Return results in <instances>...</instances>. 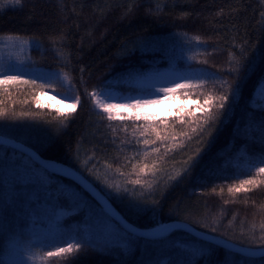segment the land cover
I'll return each instance as SVG.
<instances>
[{"label":"trees","instance_id":"16d2710c","mask_svg":"<svg viewBox=\"0 0 264 264\" xmlns=\"http://www.w3.org/2000/svg\"><path fill=\"white\" fill-rule=\"evenodd\" d=\"M3 40L21 49L0 65L9 70L0 75L1 135L74 168L137 227L182 220L244 247H264V172L234 164L243 152L264 157V107L251 102L264 80V0H0ZM28 69L56 77L20 73ZM178 69L209 75L180 92L200 102L208 95L229 101L211 109L207 125L202 112L187 115L192 110L182 114L183 124L166 118L175 123V140L146 148L140 131L160 119H109L94 106L91 93L121 78L129 82L116 85L137 90L139 77ZM47 88L79 96L77 108L61 113L38 105ZM152 147L159 153L146 158ZM145 163H155L154 171L133 185ZM23 172L34 177L18 178ZM249 179L255 183L248 190L229 192ZM54 225L76 238L71 253L39 251L36 231ZM103 225L112 228L111 241L87 236V228ZM0 264H264V255L235 252L182 228L129 232L74 178L0 142Z\"/></svg>","mask_w":264,"mask_h":264},{"label":"rangeland","instance_id":"374dc122","mask_svg":"<svg viewBox=\"0 0 264 264\" xmlns=\"http://www.w3.org/2000/svg\"><path fill=\"white\" fill-rule=\"evenodd\" d=\"M20 46L21 45L17 42H11L9 40L0 41V65H6L7 62H10V59L15 60L13 53L21 49ZM8 71L0 69V75H5V72ZM20 73L24 76L42 79L48 82L56 77L55 73L50 71L28 69L21 70ZM208 76L207 72L195 69L153 72L139 77L137 80V90L123 89L116 85L119 82H129L128 78H121L111 86L94 91L102 93V98L105 99L106 103H115L117 105H130L135 100L158 101L157 103L142 105L138 108H115L112 110V119L133 121L146 120L145 117L148 118L147 120L166 119L168 117L177 116V113L182 115L190 110H192L193 113L202 112L201 110H197L198 105H203L205 108L207 105H204V102L192 98L187 91L180 92L182 88H176L175 91L168 93L162 90L173 88L175 85L181 84L185 80L196 82L208 78ZM57 93L61 95H57ZM65 96L76 97L74 94L62 93L53 88H47L39 93L37 104L61 113H71L77 108L79 102L77 103L74 99H65ZM109 97L114 99H110ZM92 98L95 108L108 117L106 112L96 106L93 96ZM194 102H198V104ZM251 102L255 107H264V80L257 85ZM74 103L76 104L75 109L72 107ZM239 156V154L235 155L236 160L234 162L239 168L248 171H258V169L264 168V163H259V158H252V156L246 152L241 153L242 159H238ZM31 177H34V174L31 172H23L18 176L20 179H29ZM36 233L35 241H37L39 251L45 256H48L50 252L55 253L58 248H66L68 244L74 246L76 242V238L68 234V230L62 225L41 227ZM86 234L89 238L99 242H109L113 239L112 228L104 225L87 228Z\"/></svg>","mask_w":264,"mask_h":264},{"label":"snow or ice","instance_id":"6c2138e0","mask_svg":"<svg viewBox=\"0 0 264 264\" xmlns=\"http://www.w3.org/2000/svg\"><path fill=\"white\" fill-rule=\"evenodd\" d=\"M5 3L9 2V0H4ZM14 3L19 4L20 0H14ZM195 39L199 40V37H196ZM5 80H16L19 81L21 83H30L32 85H36L37 84V80H24L22 77H5ZM203 84V81H190V80H185L183 83L181 84H177L175 85V87L173 88H169V89H163L162 91H164L165 93L168 92H173L176 90V88H186V87H200ZM51 87V86H50ZM57 95H61L60 93H57ZM92 96L95 99V104L97 107H99L100 109H102L104 112H106L108 114L109 119L113 118V109L115 108H119V107H131V108H138L141 107L142 105H146V104H151V103H157L158 101H140V100H135L133 101L130 105H117L115 103H106L105 99L102 98L103 94L102 93H98V92H93ZM110 99H114L112 97H109ZM65 99H74L77 103L80 100L79 96L76 97H69V96H65ZM216 101H219L218 103ZM229 101V96L228 95H220L218 97H213L211 95H208L205 100H204V105H207L208 107H204L203 105H198V109L197 110H201L202 111V125H207L209 123V121L213 120L215 118L214 113L212 112V108L215 107L217 109L223 110L225 108L226 103ZM197 103L198 102H194ZM73 109L76 108V104L74 103L72 105ZM4 110H0V116H3ZM21 115H29L28 113H22ZM187 115L189 116H194L195 113L193 112H188ZM139 118V117H137ZM145 119L147 120L148 118L145 117ZM176 119H178L182 124L186 123L184 121V116L180 115L179 113H177V117ZM193 131H195L196 129L193 128ZM135 135V132L133 133ZM181 136L187 137L188 133L187 132H181L180 133ZM140 136L145 137L142 141H140V143H142L146 148L149 145H155L158 141L159 142H164L167 141L169 139L171 140H175L176 136H175V123H169L166 119H160L159 123H147L145 126H143V130L140 131ZM150 137H154V138H150ZM175 145H172V147H174ZM160 151V149L158 147H152L150 149V151H146L144 153V156L150 157L153 154H158ZM199 151V150H198ZM198 154V153H197ZM192 159V158H190ZM259 163H264V157L260 158ZM133 168H136V165L133 166ZM155 169V163L152 164L151 167H149L148 164H143L142 166L139 167V172H137V179L132 180L131 183L133 185H143L145 183V181L141 180L139 177L144 174L146 171L147 172H153ZM259 172H264V168H260L258 169ZM255 181L252 179L249 180H244L240 182V186L239 187H230L229 188V192H240L242 190H248L245 189V185L246 184H254ZM76 249L80 248V245L77 244L75 245ZM73 251V245L72 244H68L66 248H58L56 250L55 253H48L49 256L52 255H60L62 253H71Z\"/></svg>","mask_w":264,"mask_h":264},{"label":"water","instance_id":"95a60500","mask_svg":"<svg viewBox=\"0 0 264 264\" xmlns=\"http://www.w3.org/2000/svg\"><path fill=\"white\" fill-rule=\"evenodd\" d=\"M0 142L8 144L10 146L15 147L16 149L20 150L21 152L29 155L33 160L39 162L55 171H59L63 174H66L72 178H74L77 182H79L87 191H89L99 202L103 210L116 222H118L125 230L132 232L134 234L140 236H154L158 234L165 233L170 231L174 228H182L190 232L191 234L210 239L215 241L222 246L242 254L250 255V256H262L264 255V247L261 248H248L241 246L229 239H226L222 236L215 235L212 233H208L202 230L197 229L190 223L182 220H171L165 223L159 224L154 227L149 228H141L137 227L127 219H125L110 203V201L94 186L92 185L85 177H83L78 171H76L71 166L56 161L52 159H47L42 157L41 155L34 152L32 149L27 147L26 145L22 144L21 142L15 140L14 138L4 136L0 134Z\"/></svg>","mask_w":264,"mask_h":264}]
</instances>
